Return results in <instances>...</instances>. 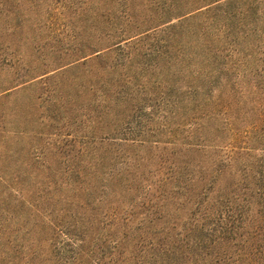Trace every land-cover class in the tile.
Masks as SVG:
<instances>
[{"label": "rangeland", "instance_id": "1", "mask_svg": "<svg viewBox=\"0 0 264 264\" xmlns=\"http://www.w3.org/2000/svg\"><path fill=\"white\" fill-rule=\"evenodd\" d=\"M185 1L203 5L0 0V264L54 255L59 228L88 229L83 243L103 260L153 264L158 249L192 264L204 196L211 211L239 205L240 236L219 253L264 264L262 21L239 63V35L256 24L239 28V9L251 2L261 18L264 0L178 16ZM164 10L171 22L122 40Z\"/></svg>", "mask_w": 264, "mask_h": 264}, {"label": "trees", "instance_id": "2", "mask_svg": "<svg viewBox=\"0 0 264 264\" xmlns=\"http://www.w3.org/2000/svg\"><path fill=\"white\" fill-rule=\"evenodd\" d=\"M219 2H221V0H214L210 2L209 0H200V4L202 3L203 5L199 7H193L190 6V2L185 1L182 6L184 7V10L180 11V13L182 14L178 16H204V14L212 10V8H214V6ZM242 6L244 8L239 9V28L243 29L244 25L251 21V18L256 21V24H254V26L251 28V30H249L247 34L239 35V63L244 62L247 59L248 55V53H246V51L241 46V39H244L245 35L249 36V33L251 32H257L258 34L256 37H258V39H261L263 37V32L261 30L257 31V25L261 21L262 23H264V9L260 11L261 14H263L260 18L255 16L259 15V12L257 11L258 8L253 6L251 2L247 1L246 4L242 3ZM177 13L179 14V12ZM167 14H169V12L167 10H164L163 16L152 26H149L146 29L140 28L138 33L132 36H128L122 40H127L137 35H144L152 29L158 28L164 24H167L168 22H171L173 15L168 16ZM120 37L123 38L124 36ZM113 44H116L115 46L118 48L119 51L121 50L122 52H124V49L121 46V41L115 42ZM204 199L205 196L202 198V200H199L195 203V207L197 211L201 210V219L208 221V224H206L204 221L199 225L200 227L202 226L206 228L205 234L190 235L188 237L186 249H191V254L187 257L184 256L185 252L181 251L180 258L182 256H184V258H189L192 261V264H239L240 248L237 254V258H234L232 261L229 260L230 256L227 252L222 251L223 255H221L217 250L218 248H221L222 246L226 245L227 239L233 238V235L235 233L236 235L240 236L239 205H229L228 199L219 200V206L214 211H211V209L209 208L210 206L208 205L201 208ZM79 230L80 231L78 232L69 234L68 229H65L64 231V229L59 228V231L61 232V234H63V238L66 239L62 240L61 243L54 242V245L51 250L52 253H55L54 255L52 254L53 256L48 250L46 253L45 250L35 252L41 255L42 258L34 264H121V261H119L117 256H112V254L106 255L105 259L103 260V256L105 255L103 249H100L99 254H95V251L92 250L93 248H87L88 246L86 247L81 237H84L87 233H89V230H83L82 228H80ZM238 230L239 232H236ZM145 231L147 232L148 230ZM96 238H98V236H96ZM116 243V240L110 241L108 244L112 245V247L108 248H115ZM150 247L152 248V245H150ZM155 248L156 247H154V249ZM26 249L34 253L32 247L30 248L29 246H27ZM236 251H238V249H236ZM152 254H155L156 256V260L153 264H158L159 261V264H185L181 260L177 259H173L172 262H169L168 260L164 262V258L159 257L160 255H158V249H155L154 253ZM132 257V259H134V256ZM157 260L158 262H156Z\"/></svg>", "mask_w": 264, "mask_h": 264}]
</instances>
